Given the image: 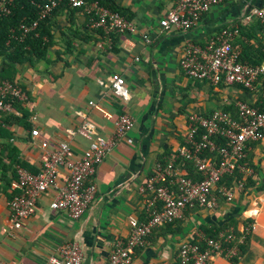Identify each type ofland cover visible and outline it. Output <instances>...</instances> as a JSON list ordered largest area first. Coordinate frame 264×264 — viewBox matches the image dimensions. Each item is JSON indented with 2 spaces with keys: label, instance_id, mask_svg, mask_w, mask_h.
I'll return each mask as SVG.
<instances>
[{
  "label": "crops",
  "instance_id": "obj_1",
  "mask_svg": "<svg viewBox=\"0 0 264 264\" xmlns=\"http://www.w3.org/2000/svg\"><path fill=\"white\" fill-rule=\"evenodd\" d=\"M118 2L135 14L134 32L106 35L82 9H65L52 17L54 44L48 60L4 70L0 59V75L6 71L27 91V120L40 129L33 137L30 128L0 119L8 133L0 136V264H50L49 258L59 257L60 247L73 241L83 247L82 264H105L116 243L130 237L131 218L145 221V210L150 213L151 194L141 188L157 163L181 145L190 116H207L224 107L236 110L239 101L264 104V77L243 90L227 82L219 86L190 78L181 66L189 44L205 45L228 26L244 27L235 42L244 59L264 58V29L258 19L245 18L251 7L264 6V0L213 6L190 30H164L159 24L176 0ZM114 73L126 79L128 99L112 91ZM123 113L133 116L134 127L98 166L97 194L83 216L75 220L67 211L52 208V193L47 192L38 199L35 213L11 231L8 202L21 191L17 167L40 171L44 154L60 141H67L74 156H80L89 146L77 133L82 123L89 120L100 134L109 135ZM42 142L48 143L47 149ZM245 159L252 169L247 190L230 199L219 197L213 209L190 208L175 223L157 228L133 254L132 264L174 263L181 243L200 231L239 234L251 223L256 228L237 257L218 256L209 264H264V138L248 144Z\"/></svg>",
  "mask_w": 264,
  "mask_h": 264
},
{
  "label": "built area",
  "instance_id": "obj_2",
  "mask_svg": "<svg viewBox=\"0 0 264 264\" xmlns=\"http://www.w3.org/2000/svg\"><path fill=\"white\" fill-rule=\"evenodd\" d=\"M61 1L42 0L38 5L39 18L30 24L22 22L21 30L24 33L35 30L39 22L51 15ZM66 1L73 8L82 9L90 16L93 26L106 33H130L136 30L132 20L97 1ZM227 1L231 0H176L175 8L163 16L159 24L164 30H190L200 23L209 9ZM14 2L0 0V16L12 13ZM245 18H256L264 24V6L251 7ZM237 32V28L228 26L205 45L189 44L181 59V66L187 76L214 83L224 79L227 83L252 89L264 77V62L246 64L239 60V53L233 45ZM145 37L149 41L148 36ZM110 85L117 96L124 99L130 97L126 79L122 75L112 74ZM28 98L29 94L20 84L0 78V111L20 114L13 109V102H25ZM237 107L239 118H234L224 109H216L207 116H190L191 124L186 132L189 144L179 145L171 152L166 163H157L156 171L141 188L142 192L151 194L148 200L149 219L141 221L131 218L130 237L116 243L105 264H132L135 249L146 242L147 236L155 228L181 218L188 208L199 205L213 209L219 197L230 199L245 190L248 174L252 172L245 159L246 148L250 142L264 138V110L245 101H239ZM134 122L132 115L123 113L115 122L111 134L104 135L98 132L93 122L85 120L77 133L89 140V146L80 156H74L67 141H60L56 149L47 150L44 154L40 171L33 172L19 165L17 174L21 191L8 202L11 231L20 229L25 220L35 213L38 199L47 192L52 193V208L67 211L75 220L82 217L97 194L95 176L98 166L133 129ZM31 135L38 137L39 127L32 128ZM216 137H222L226 142L219 144ZM41 146L47 149L48 143L42 142ZM207 152H216L217 155L208 156ZM180 159L191 160L203 178L194 180L186 176L176 164ZM237 171L242 177L238 178L234 187L221 184L226 175H233ZM255 228L256 224L251 223L239 235L221 231L216 236H207L200 231L196 236L198 240L192 238L184 241L175 262L168 264H209L218 256L234 259L239 255L248 233ZM59 251V257L49 258L50 264L83 263V247L79 242H67Z\"/></svg>",
  "mask_w": 264,
  "mask_h": 264
},
{
  "label": "trees",
  "instance_id": "obj_3",
  "mask_svg": "<svg viewBox=\"0 0 264 264\" xmlns=\"http://www.w3.org/2000/svg\"><path fill=\"white\" fill-rule=\"evenodd\" d=\"M89 1H97L102 6L107 7L108 9L112 11H116L120 13L121 15L125 16L129 20H133L134 13L127 7L122 6L118 0H89ZM42 2V0H15L14 6L12 9V13L9 15L0 16V59L5 61V68L4 70H8L10 68H14L15 64H24V63H31L34 65L37 59H44L48 60V55L50 49L53 47L54 44V33H53V26H52V17L56 15L58 11H63L65 9H71L73 8L72 5L66 1L63 0L59 2L58 6L54 9V11L51 13V15L47 16L45 19L41 20L39 22L38 27L30 32L24 33L23 30H21L20 25L22 22H26L28 24L32 23L34 20L39 18V4ZM78 9V8H75ZM91 19V18H90ZM260 27L262 30L264 29V24L261 23L260 20ZM238 26L237 27V35L234 38L233 45L236 48V40L240 32L242 33V29ZM103 32V34L106 35H114L118 32H111L106 33L104 30L97 28ZM236 50L239 53V60L246 64H259L262 61H264V58L261 60L250 62L249 60L244 59L242 56V52H240L237 48ZM1 79H8L13 82L12 78H9V76H6V71L0 75ZM226 82L224 79L218 82L219 86H222V84ZM238 87L242 88L243 90H249V88L244 87L241 84H235ZM250 104V103H248ZM252 105V104H250ZM253 106V105H252ZM256 107V106H255ZM259 110H264V104H261L259 107H256ZM13 109L18 111L20 114H16L14 112H7V111H0V119L5 124H10L15 122L16 124H19L25 128H30L32 130L33 126L31 125L30 121H28V113L25 110L24 102L22 101H14L13 102ZM224 110L228 111L234 118H239V112L238 107L236 110H231L228 107H224ZM30 120V119H29ZM0 121V122H1ZM191 124V120L188 121V125ZM187 132V130H186ZM183 133V138L181 139V145L189 144L187 141V133ZM7 131L1 127L0 124V136L7 135ZM216 140L219 144H224L226 140L222 137H216ZM0 156L3 155L2 149L3 146L0 145ZM171 151L168 153L167 157L164 159H161L160 161L162 163H166L167 160L170 157ZM206 155L213 156L217 155L216 152H207ZM1 160V158H0ZM179 167L182 169L184 174L188 177H191L194 180H200L202 179V174L200 171L196 168L194 163L191 160L188 159H180L177 163ZM242 175L238 171L233 175H226L222 181L221 184H225L228 187H234L237 183L238 178H241ZM250 180L247 179L245 184V190L249 187ZM15 195V194H14ZM225 198V197H222ZM199 206V205H197ZM193 208V207H192ZM190 209V208H188ZM187 209V210H188ZM184 211V214L186 211ZM184 214L182 217H184ZM144 215L146 216V220L149 219L150 215L149 212L145 210ZM181 217V218H182ZM180 219V218H179ZM177 219V220H179ZM177 220H174L170 223H167L163 226H167L170 224L175 223ZM161 227V226H160ZM159 228V227H157ZM155 228L154 230H156ZM153 230V231H154ZM203 230V228H202ZM220 230H207L206 234L207 236H216ZM231 232H235L232 231ZM240 234V233H239ZM238 234V235H239ZM151 234L147 236V239L150 237ZM194 241L198 240V237H194ZM146 239V240H147ZM186 241V240H185ZM184 242V241H183ZM182 242V243H183ZM181 243V244H182ZM242 246V245H241ZM139 247H137L134 251V253L138 250Z\"/></svg>",
  "mask_w": 264,
  "mask_h": 264
},
{
  "label": "rangeland",
  "instance_id": "obj_4",
  "mask_svg": "<svg viewBox=\"0 0 264 264\" xmlns=\"http://www.w3.org/2000/svg\"><path fill=\"white\" fill-rule=\"evenodd\" d=\"M17 83V82H16Z\"/></svg>",
  "mask_w": 264,
  "mask_h": 264
}]
</instances>
